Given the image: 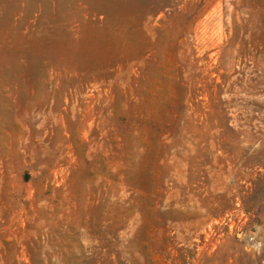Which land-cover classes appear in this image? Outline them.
<instances>
[{
    "label": "rangeland",
    "instance_id": "1",
    "mask_svg": "<svg viewBox=\"0 0 264 264\" xmlns=\"http://www.w3.org/2000/svg\"><path fill=\"white\" fill-rule=\"evenodd\" d=\"M0 264H264V0H0Z\"/></svg>",
    "mask_w": 264,
    "mask_h": 264
}]
</instances>
